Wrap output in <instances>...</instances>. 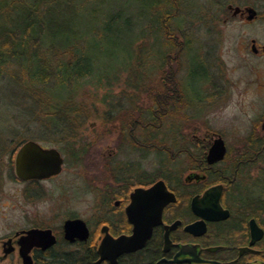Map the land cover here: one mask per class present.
<instances>
[{
  "label": "rangeland",
  "instance_id": "374dc122",
  "mask_svg": "<svg viewBox=\"0 0 264 264\" xmlns=\"http://www.w3.org/2000/svg\"><path fill=\"white\" fill-rule=\"evenodd\" d=\"M114 1L119 3L125 0ZM229 4L251 5L264 13V0H183L179 13L184 20L183 34H174V43L178 49L175 48L174 52L167 55L166 64L161 67L158 63L160 71L142 81L146 88L133 92L125 84L126 73H119V80L113 81L108 88L96 89L90 82L86 93L75 99L83 116L68 131L67 142H50L49 131L40 128V122H28L29 113L27 115L20 111L26 106V101L20 96L24 95L21 88L17 90L16 85L1 83L0 131L5 133L0 136V243L3 238L20 231L29 222L54 221L61 224L73 214L91 216L98 211L102 182L114 173L131 175L147 171L151 167L157 170L161 157L158 149H169L166 159L173 169L176 165H189L188 155H183L179 148L186 145L189 152L195 153L196 137L202 139L207 136L206 130L209 128L224 133L233 147L246 141L245 136L249 133L244 127L253 121L257 123L258 114L264 111V99L258 96L264 91L256 90L251 84L256 76L264 77V70L258 74L253 72V67L258 62L250 54H246V49L254 39L257 43L264 41V23H245L240 17L232 19ZM188 41L193 42L192 45L196 47L193 48L197 51L193 58L191 51L181 49ZM104 58L102 59L108 60L107 57ZM188 60H195L197 66L206 68L207 78L202 88L204 93L210 91L211 84L215 85L222 80L230 85L229 99L197 103L188 87L193 72L189 68H194ZM182 87L187 90L186 99L190 101L184 98L178 100L176 95L181 93ZM178 89H181L180 93ZM13 91L17 92V97L11 96ZM151 95L156 117L152 124L155 150L148 159L139 155L138 162L133 152L127 151L126 147L122 150V142L115 132L120 124L131 121V116L144 115V111L151 105ZM169 104L172 105L171 109L168 108ZM198 107L201 108L199 111ZM108 115H115L116 118L114 116L108 121ZM170 127V139L165 140L163 137ZM19 140L24 143L34 140L45 147L60 149L64 154L62 173L55 179L40 184L42 190L39 198L30 192L36 188L35 185L19 181L15 175V155L24 144L17 147ZM73 141L74 146L68 145L73 144ZM72 148L74 153H78L77 158L72 157ZM111 153L115 155L112 163L111 157H108ZM129 160L133 162L132 165L138 162V170H133L130 165L124 172L123 168L121 171L119 168L116 171L110 168V163L117 162L121 166V163L126 164Z\"/></svg>",
  "mask_w": 264,
  "mask_h": 264
},
{
  "label": "flooded vegetation",
  "instance_id": "af4514ba",
  "mask_svg": "<svg viewBox=\"0 0 264 264\" xmlns=\"http://www.w3.org/2000/svg\"><path fill=\"white\" fill-rule=\"evenodd\" d=\"M228 10L232 12L234 20L240 17L245 23H264V13L254 6L229 4ZM250 44L246 54L258 62L253 67V72L258 74L264 70V41L257 43L254 39ZM199 67H202L200 74L204 77L189 68L194 72L190 71L188 84L194 100L205 103L229 99L230 85L222 80L211 84L210 91L203 92L207 74L205 66ZM251 84L256 90L264 91V77L256 76ZM186 93L187 90L182 87L181 93L176 95L178 100L188 98ZM258 96L264 99V93ZM153 103L151 95L147 114L144 111L140 117L131 116L133 119L127 124H120L115 132L122 142V150L126 147L127 151L133 152L138 162L139 155L148 159L154 154ZM168 108L171 109L172 105L169 104ZM200 109L198 107L197 111ZM114 116L108 115L107 120ZM258 116L257 123L253 121L244 127L249 134L245 136L246 141L238 143L236 147L230 145L224 133L209 128L206 130L207 136L202 139L196 137L195 153L189 152L186 145L179 148L183 155H188V166L184 163L182 167L176 165L170 168L166 159V152L170 151L164 147L166 151L158 149L161 157L157 170L151 167L152 171L148 169L137 174H110L102 182L97 212L89 217L73 214L61 224L54 221L29 222L20 231L1 240L0 264H264V111ZM170 130L171 127L166 130L168 135L163 137L165 140L170 139ZM218 140L224 142V156L209 159L210 150ZM40 145L45 149L50 148ZM68 145L74 146V141ZM57 150L64 160V167V154ZM77 154L72 148V157L75 158ZM108 157H111L112 163L115 155L111 153ZM138 162L132 165L133 162L129 160L126 164L121 163V166L117 162L110 163V168L113 171L123 168L124 172L130 165L133 170H138ZM62 171L46 179L23 182L35 185L36 188L30 192L39 198L42 190L40 184L55 179ZM158 182H164L166 189L174 194L175 201L164 206L161 220L153 224L150 235L141 247L116 244V240L124 237H138L135 230L139 223L141 227L137 232L141 228L143 233L147 231L148 228L143 225L150 218L146 211L149 206H145L144 214L136 222L129 220L127 209L137 190L150 189ZM76 219L85 222L88 231L86 237L85 232L79 229L73 230L69 236L66 234L65 222ZM34 229L50 231L54 241L28 248L22 237L26 236L25 232Z\"/></svg>",
  "mask_w": 264,
  "mask_h": 264
},
{
  "label": "trees",
  "instance_id": "16d2710c",
  "mask_svg": "<svg viewBox=\"0 0 264 264\" xmlns=\"http://www.w3.org/2000/svg\"><path fill=\"white\" fill-rule=\"evenodd\" d=\"M182 3L0 0V85L21 88L26 106L20 111L29 113L28 122H40L50 142H67L68 131L83 116L75 99L90 82L96 89L108 88L119 73H126L125 84L133 92L146 88L142 81L166 64L167 55L178 49L174 34H183ZM192 44L181 49L193 58L197 51ZM192 60L191 67L201 75L202 67Z\"/></svg>",
  "mask_w": 264,
  "mask_h": 264
},
{
  "label": "water",
  "instance_id": "95a60500",
  "mask_svg": "<svg viewBox=\"0 0 264 264\" xmlns=\"http://www.w3.org/2000/svg\"><path fill=\"white\" fill-rule=\"evenodd\" d=\"M210 152L209 159L213 157L221 158L224 156L225 146L223 140L216 141ZM63 163L64 160L57 149H45L38 142L29 140L18 149L14 160V170L17 179L20 181L41 180L59 174L62 171ZM132 200L131 205L127 209L128 217L131 222H136V219L139 220L140 216L145 212V206H149L146 211L150 218L148 223H144L143 225L148 228L146 231L147 233H143V228L139 229L137 232L138 227H141L139 223L135 230V235H138V237H124L116 240L115 243H122L127 246L132 245L133 248H139L150 235L153 224L157 222V220H161L164 206L169 202L175 201V197L174 194L166 189L164 182H158L150 189L137 190ZM64 227L68 236L75 229L84 231L85 237L88 234L85 222L80 219H76V221L67 220ZM50 234V231L44 232L43 230L34 229L25 232L26 236H23L22 239L27 243L26 246L31 248L41 245L43 242H53L54 238H52ZM100 253L102 255V246L100 248ZM26 260L30 259L27 258Z\"/></svg>",
  "mask_w": 264,
  "mask_h": 264
}]
</instances>
